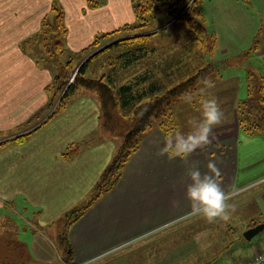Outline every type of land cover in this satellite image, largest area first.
<instances>
[{"label":"crops","instance_id":"1","mask_svg":"<svg viewBox=\"0 0 264 264\" xmlns=\"http://www.w3.org/2000/svg\"><path fill=\"white\" fill-rule=\"evenodd\" d=\"M52 5L63 11L67 30L64 44L73 54L89 46L96 35L135 22L132 0H106L97 8L89 7L87 0H0V142L19 135L21 128L32 124L31 120L40 117L49 104L46 87L56 72L35 62L20 45L36 35L45 19L54 14ZM215 49L218 54L208 59L217 66L212 86L199 87L195 105L188 100L173 102L169 131L165 133L152 125L127 163L118 186L103 195L70 227L68 235L76 263L81 264L79 261L90 254L134 238L141 239L187 218L198 222L200 217L188 215L191 205L185 195L190 182L187 173L192 167L198 166L205 173L209 171V160L215 161L221 173L217 178L219 183L225 192L235 195L264 178V136L245 133L237 123V105L242 91L247 94L248 90L247 74L251 72L264 80V36L256 49L249 48L250 69L243 83L236 74L221 71L229 68L226 62L244 48L227 50L217 39ZM254 59L261 63L253 62V68L250 61ZM213 98L224 116L222 123L213 129L211 144L197 149L187 159L160 155L165 138L176 132L191 131L189 118L198 115L205 100ZM195 119L200 120L201 116ZM187 125L191 128L187 129ZM119 141L102 128L96 96L88 90L77 89L46 124L21 142L11 141L0 147V221L7 217L8 211L19 218L25 217L32 230L44 229L57 238L60 232L55 224L90 198L100 175L119 148ZM70 147L77 149L76 154L63 156ZM260 221L251 219L243 231ZM37 234L31 241L32 252L17 243L33 255L32 264H49L43 256L45 249H50L51 239ZM242 241L250 242L239 235L234 244ZM247 245L250 252L245 257L224 261V247L219 250L218 263L214 256L201 264H237L264 250V245L258 248L256 244ZM169 259L173 260L167 257L166 261ZM163 261L164 258L160 263L165 264Z\"/></svg>","mask_w":264,"mask_h":264},{"label":"rangeland","instance_id":"2","mask_svg":"<svg viewBox=\"0 0 264 264\" xmlns=\"http://www.w3.org/2000/svg\"><path fill=\"white\" fill-rule=\"evenodd\" d=\"M92 1H103L104 3L106 0ZM193 1L194 0H188L185 6L180 8L179 12H177L173 18L157 16L158 18L156 20H150L145 31L139 30L128 35L116 37L117 39L120 37L119 39L124 40L130 37L150 35V38L143 44V48H145V50L147 48V51H150L146 57L134 62L128 68H121V66L118 65L120 63L117 57L119 54L126 52L127 49L132 48L131 45H122L119 48L104 52L102 55L89 62L85 77L92 79L104 78L105 81L110 80L115 88L123 84L137 81V78L142 77L143 80H139V88L148 89L150 85L157 83L159 89L156 90V93L157 95H161L171 87L197 74L201 69L206 67V62L198 60L197 57L205 54L207 59H211L218 54V51L215 49L210 54L207 49L193 47L191 45V36L188 32L187 24L177 20L186 8L193 5ZM198 10L203 14L204 26L207 31L213 33L216 40L218 39L222 46H225L227 50L244 48L237 57L226 62L229 68L224 67L221 71V73L224 74H228V72L236 74L243 83L247 70L250 69L247 64L249 48L253 45L255 39L259 41L264 36V0H200ZM53 19L54 14L48 17L49 22H53ZM56 33V36L59 37V32L57 31ZM114 39L107 43L105 42L101 46H97L89 53H83L82 55L77 54L76 57L72 55L73 59L66 64V68H63L66 73L64 81L60 83L57 90L54 84L51 85L49 90V95L51 96V100L49 99L50 105L47 106L40 117L36 120H32V124L22 127L19 135L27 134L41 124H46L59 112L58 111L52 116V114L58 110L61 100L69 89V86L73 83L79 68L95 52L117 40ZM44 42H47V40L42 35L30 44L29 49H31V53L34 54V56L38 55L44 57L45 60H43L44 62L42 64L48 66L47 68L49 69H57L61 63V65H65L64 62H66L68 58L66 55L67 53L63 56H56L54 53L55 50L52 49L54 46L50 44V49L52 51L49 54L47 53V49L44 48ZM50 42H53V40L50 39ZM53 62L56 67H53L55 65L51 64ZM155 62L161 63V65L168 64L169 66L167 68L163 66L155 67ZM250 62L253 68L255 62L259 65L261 63L260 60L257 59L251 60ZM63 69L61 68V70ZM200 85L201 83H199L196 90L189 95L191 99L186 97L179 100H188L195 105L196 103L194 100L200 94ZM82 89L83 88H81V90ZM89 91L92 92L98 100L95 92L92 90H88V92ZM246 96L247 94L242 91L240 99H244ZM146 100H148V98L144 99V101ZM177 106H179V104ZM173 110V108L170 110L171 117H173L174 114ZM188 111L193 112L194 110L188 109ZM117 114H119L118 111ZM196 114L201 116V109ZM198 115L194 116V118ZM131 116V112L123 111V113H121L119 124L115 125L118 132H122V126L126 124H123V122L130 119ZM160 123L161 120L157 118L153 120L152 125L160 127ZM189 128H191V126L189 127V125H187V129ZM114 136H117L120 139L119 142H121V138L118 135ZM4 141L7 140H2L1 142ZM174 159L182 160V157L174 156ZM123 173L124 170L112 190L106 193H104L105 191H100L98 200L118 186L123 178ZM104 187L106 186L104 185L103 188ZM94 189L90 198L94 197L95 193H97L94 192ZM89 199L86 200L85 203L72 209L55 224V228L60 232L57 238L59 234L64 235L66 232V236L69 239V229L72 226L69 223V217L72 216L73 211L87 204ZM229 203L234 205V210H230V218L227 221L218 220L216 223L209 224L202 218H200L198 222L193 221L191 218H187L174 225L159 228L141 239H132L133 237H131L132 240L109 247L101 253L90 254L88 258L79 262L83 264H86V262H91V264H162L160 261L164 258L163 263L165 264H201L209 258L213 259L215 256V260L218 263L221 259L219 250H222L224 247L226 248L222 251V258L224 261L237 257H245L250 252V249L247 247L248 243L256 244L257 248L264 245V230L253 237L250 242L242 241L238 245L234 244L239 235H243V229H245V226L251 219L256 218V221L260 219V222L264 223V178L258 180L256 184L250 187L248 186V188L246 187L240 193L236 195L232 194V199ZM5 214L7 217L0 221V224L5 226V228L0 226V264H32L35 262L32 258L33 255L28 254L24 248H22L23 246H19L17 242L24 244L27 250L31 251V241L33 236L37 233V235H40L42 238L51 239V241L48 242L51 250L48 248L45 249L43 256L45 258L44 261H47L46 263L49 264L64 263L63 255L57 245V238L51 236L50 233L44 229L38 228L37 231L32 230L29 222L24 219L25 217L19 218L18 215L10 214L8 211L5 212ZM192 224L196 226L192 227ZM252 225L253 224L250 226ZM167 257L173 258V260L169 259L166 261ZM69 264L79 263L75 262L73 256Z\"/></svg>","mask_w":264,"mask_h":264},{"label":"trees","instance_id":"3","mask_svg":"<svg viewBox=\"0 0 264 264\" xmlns=\"http://www.w3.org/2000/svg\"><path fill=\"white\" fill-rule=\"evenodd\" d=\"M187 1L188 0H132V9L135 19L133 24H125L121 28L112 32L96 35L89 46H87L81 52L75 54L70 53L64 44L67 30L63 22V11L60 7L52 5L51 9L54 11V21L49 22L48 18L45 19L41 25L40 31L33 37L22 42L20 48L29 52L35 59V62L46 68L48 66H44L42 64L45 58L38 55L34 56V54L31 53V49H29L30 44H32L40 36L43 35L47 40V42H44V48L47 49V53L50 54L52 51L50 49V44H53L54 47L52 49L55 50L54 53L56 56H63L65 53H67L66 55L68 58L67 61L64 62L65 65H61V63L59 68L54 69L56 73L54 74L51 83L46 87L47 94L49 95V90L52 84H54L55 89L57 90V87H59L60 83L64 81L66 73L63 68H66V64H68L70 60L73 59L72 55L76 57L77 54L82 55L83 53H89L97 46H101L105 42L107 43L114 38L117 39L116 37L118 36L121 37L139 30L145 31L150 20H156L158 18L157 16L173 18L177 12H179L180 8L185 6ZM199 2L200 0H194L192 2L193 5L186 8L177 18V20L183 21L187 24L188 32L191 36V45L193 47L207 49L211 54L216 45V38L215 35L213 33H209L204 26L203 14L200 12V10H198ZM87 3L89 7L92 8H97L103 5V1L93 2L92 0H87ZM57 31L59 32V37L56 36ZM119 38L117 40L114 39L115 41L104 46L95 52L88 60H86V62L79 68L73 83L69 86V89L63 96L58 110L52 114L53 116L60 109H62L67 100H69V98L75 93L77 89L83 88L86 90H92L97 95L100 104L102 128L106 132H109L112 135H118L121 138L120 146L117 149L111 163L103 171L102 175L97 181L94 189V192L97 193H95L94 197L89 199L87 204L77 209V212H71L72 216L69 217V223L71 225L78 221L84 215V213L89 208H91L93 203L98 200L100 191H105L104 193H106L114 188L120 179L125 166L139 149L142 137L151 128L153 120L157 118L160 119L161 130L167 133L170 129L169 121L172 118L170 110L173 102H175L177 99L188 97L193 91L196 90V87L199 83H201V85L207 84L206 81H211L212 83L214 76L213 72L217 70V66L208 60L205 57V54H202L201 56H198L197 59L202 60V62H206V67L185 81H182L179 84L171 87L161 95H157L156 93V90L159 89V85L157 83L150 85L148 89L141 87L139 88V80H143L142 77L137 78V81L120 85L117 88L113 87L110 80L105 81L104 78H86L85 74L88 63L110 49L119 48L122 45L132 46L131 49H127L126 52L119 54L117 57L120 63L118 65H120L121 68H128L134 62L146 57V55L150 52L147 51V48L146 50L143 48L144 42L150 38V35L130 37L125 38L124 40ZM50 39H52L53 42H50ZM258 43L259 41L255 39L252 45V50L256 49ZM51 64L55 65L54 62ZM158 66L167 68L169 65H161V63H158L157 67ZM53 67H56V65ZM61 68L63 70H61ZM247 82V96L246 98L239 100L237 105V123L239 128L245 133L251 135L260 134L264 136V80L262 77L249 72L247 74ZM146 98H148V100L144 101ZM49 99L51 100L50 95ZM49 105L50 102L47 106ZM117 111L119 114H117ZM123 111L131 112L132 116L130 119L123 122V124L126 123L124 126L121 125L123 127L122 132H118L115 125L119 124V119L121 118V113H123ZM40 126H42V124ZM39 127L27 134L17 135L13 139L0 142V147L10 141H23L28 135L37 130ZM76 151V148L70 147L67 149V151H65L63 156L70 157L73 154H76ZM104 185L106 187L103 188ZM255 224H253L251 227H253ZM57 240L58 248L63 255V264H69L73 259L74 253L72 245L66 236V232L64 235L59 234ZM19 246L21 245L19 244Z\"/></svg>","mask_w":264,"mask_h":264},{"label":"clouds","instance_id":"4","mask_svg":"<svg viewBox=\"0 0 264 264\" xmlns=\"http://www.w3.org/2000/svg\"><path fill=\"white\" fill-rule=\"evenodd\" d=\"M209 87L211 81H206ZM191 99V97H187ZM224 113L215 98L207 99L202 104L201 119L189 118L192 130L188 133L176 132L165 138L164 146L160 149V155L168 154L169 158L182 157L187 159L197 149H204L211 144L213 129L222 123ZM208 172L202 173L199 167L188 170L189 183L186 186L185 195L190 202L191 217H200L207 223L213 224L218 220L227 221L230 218V210L234 205L229 203L232 199L231 192H225L218 181L220 169L215 161L209 160ZM91 264V262H86ZM255 264H264V254L256 257Z\"/></svg>","mask_w":264,"mask_h":264},{"label":"water","instance_id":"5","mask_svg":"<svg viewBox=\"0 0 264 264\" xmlns=\"http://www.w3.org/2000/svg\"><path fill=\"white\" fill-rule=\"evenodd\" d=\"M264 230V223H260L257 224L249 229H247L244 233H243V238L246 241H250L253 237H255L256 235H258L261 231Z\"/></svg>","mask_w":264,"mask_h":264},{"label":"built area","instance_id":"6","mask_svg":"<svg viewBox=\"0 0 264 264\" xmlns=\"http://www.w3.org/2000/svg\"><path fill=\"white\" fill-rule=\"evenodd\" d=\"M261 254H264V250L259 252L258 254L254 255V257H252L251 259H247L245 261H241V262H238L237 264H255V261H256V257L261 255Z\"/></svg>","mask_w":264,"mask_h":264}]
</instances>
